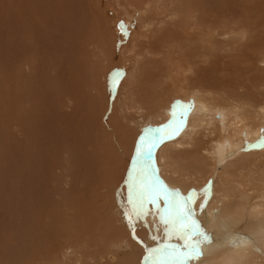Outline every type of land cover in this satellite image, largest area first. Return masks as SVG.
<instances>
[{
	"label": "rangeland",
	"instance_id": "obj_1",
	"mask_svg": "<svg viewBox=\"0 0 264 264\" xmlns=\"http://www.w3.org/2000/svg\"><path fill=\"white\" fill-rule=\"evenodd\" d=\"M23 1L24 0H0V14H1L0 15V183H1L0 184V225L1 226L3 225L2 227L0 226V240H1L0 250L3 249L2 251L3 253L2 252L0 253V255L3 254L2 255L3 257L1 256L0 262L4 263L6 261L7 263H4V264H88L90 262L91 256L94 255L95 253L107 250V252H111L115 254L116 248L120 247L122 244H126L128 248L126 257L117 256V258L115 259L116 262L115 261L113 262L114 264H118L122 262L125 258L129 257L132 253L136 254V247H138V244L136 241L139 238L142 239L145 233L139 232L138 233L139 235L137 234L138 236L134 238L132 234L128 233L127 228H122L123 230L119 228V225L120 227H123L121 226L120 223L118 224V222H116L118 224L117 225L114 221L115 224L110 225L109 224V221L111 219L110 216H107L104 218H98L96 220L97 223L95 222V224L97 225V228L99 226L98 228L99 231L95 232L97 236V243L96 241H92V243L94 244L88 243L89 242L88 236L85 234V231L86 233L89 234L90 229L87 227L83 229H79L78 227L74 226L70 229L71 226L69 225L70 234L63 233L66 231L60 228V230L58 231V240L61 242H64L66 246H71V247L76 246L77 251L75 250L76 253L70 252L71 256L69 255L70 253H65L67 249L64 250L65 252L63 251L67 256L69 255L70 259L66 260L60 254H56V253L50 254V253H45V252L40 253L36 256L34 255L35 257L33 255L26 256L24 255V252L21 251L22 245L25 242H27V240L30 237L29 234L25 230H23V228L26 227L23 225L25 224L26 221H30L29 222L30 227L32 226L30 230L31 231L30 234H32L33 236L31 238L32 239L34 237L37 238L36 234H34V231H32V229L36 227V222H37L35 219H32L34 216V212L35 213L36 211L38 212L37 205L35 202L34 204H32L33 200L32 201H28V200L21 201L20 196H21L22 191H24L25 193L27 192V194L29 195L34 194L35 193L34 188H36V183L38 180L37 178L38 177V164H37L38 163V156H37L38 153L37 152H39L38 151L39 149V134H38L39 124L38 122H39V110H40L39 105H41L40 102L45 103V104L49 103V107L46 105L47 108L50 109L51 113L55 112L54 116L55 117L58 116L59 121H63L62 123H64L66 121L64 120V118L67 117L69 119L68 121L72 124V126L75 128L77 127L78 132L80 130L79 135H83L84 139H86L85 143H83L81 145V148H79V151L81 154L83 153L82 152L83 147L86 148L84 149V152H85L84 154L86 155L90 152V150L91 151L96 150V152L94 153L96 155L94 156H97V157H94V156L93 157L94 158L99 157L100 160L97 159L98 160L97 161L95 159L93 160V163L90 161L91 165H89L88 169L89 171L90 170L91 171L90 172L88 171V174L91 175V177L89 176L90 179L87 178V182H89V180L94 179L95 172H96L94 170L100 169L102 166L100 167L99 165L104 163V160H102L103 158L101 155L102 145H106L109 147L110 145L116 144L121 134L120 131L121 130L123 131L124 129V126L122 125L121 127V124L129 125V127H131L130 132L132 134L133 133L141 134L142 132H140L141 130L140 124L145 125L147 122L149 123L152 122L151 124H154L156 128L157 126L163 127L170 120L169 116L170 118L171 116H174V117L176 116L177 114L176 112L172 113V111H174L175 108L188 109L190 105L194 102L193 99H195V95L194 93H192L194 89H188L187 91L182 90V89L181 91L179 87L175 89L174 85L177 86L178 83H175L173 85V82L174 81L181 82V79H183V76L178 72L175 73L176 71L174 70H169V68L173 65L172 63L175 64L176 62H178V59L183 60L184 55H183V52L180 53V51L178 50L175 51L173 47H170L173 50L169 49L168 46H174V44H170V43H177L178 45L180 43L181 45L183 44V48H185L183 36L186 34L185 32H183L184 29H182L186 25L184 22L182 23V20L180 18L182 16L177 15V17L175 18L171 17V13L173 12L171 10L172 8H175V10L177 11L178 10L181 11V9L184 8L185 6V10H184L185 16L192 10L193 12H195V14L199 16L198 17L199 21H202L201 13H200L201 11L202 12L210 11V14L215 12V13H219L220 15H225L226 17H228V19H230V21H233L232 23L239 21L235 24H232L233 26L238 25V26L245 27L249 25L252 28L251 35H249L248 37L246 36V37L248 38V40H250V42L248 40L246 41L245 39L244 40L246 41V43H243L245 42L244 40L240 41V38L242 37L241 38L242 40L244 36L237 34V31L235 32L231 31L230 36H229L230 38L228 40H225V42H224L223 37H217L218 40L222 38V41H223V42L217 41V43L220 44V47H219V44H218V47L221 48V49H218V51L216 52L217 53L216 58L218 59L217 61L216 59L214 60L210 59V62L213 61L211 63L213 65H211V67H209L206 71L207 73L213 74L215 81H216V78L219 76L217 79H220V81L218 80L216 82H223L224 83L223 86L228 85V84L229 85L231 84L233 86L234 84V85H237V87H239L237 80H238V76L241 75V78L243 79L246 85L251 84L249 86H252L253 88L257 87V89L258 90L260 89V91L261 89L262 91L264 90V85H259L260 81L264 78L263 76L264 75V65L260 63V60L264 58L262 57L264 55V49L262 50L264 46V41H263L264 39V0H166L167 4L164 8V13L167 14V16L164 17L165 14L163 15L164 20L162 23L161 21L160 23L157 21V17H158L157 13L160 12L159 9H161L162 6L165 5L164 0H153V1L152 0H146V1H143V0H99V1L98 0H90V1L74 0V3L72 2L73 3L72 5H71L72 0H65V1L62 0L65 4L68 3L67 5H63V6L58 5L61 3V1L59 2V0H50V8H53L52 12L51 10L49 11L50 15H48V12H44V10L41 11L40 14H36L37 15L36 19L32 18L34 19L33 24L31 21V17H33L35 14L31 15L32 12H30L29 14L28 11L30 9H28V11L25 10L28 8L29 0L28 2L27 0H25L24 3H25V6L26 5L27 6L25 7L23 3L21 4L22 5V8H21V6L19 5ZM74 4L77 6H74ZM58 7H63V9L60 8V10H58L59 9ZM69 7H70V10H68ZM55 8L57 9L58 12L56 11ZM22 9H23V12H22ZM26 11L28 13L27 16L30 15L29 16L30 21L27 19V22L29 24L27 29H33V32L30 31L32 34H26L27 31L24 29V27L22 28L20 25V20L24 17L22 15H24ZM46 15L48 18L46 17ZM44 16L47 20L43 18ZM70 19H72V21H70ZM172 19L176 23H174ZM168 20H171V21L169 22ZM36 21L38 22L36 23ZM127 21L129 22L131 21L130 22V25L132 26L131 29L130 27H128L129 29L126 27L127 24H129ZM40 22L41 23L44 22V23L40 24ZM45 22H49L50 24L45 23ZM121 22H123V25L126 23L125 24L126 26L124 25L125 27L123 30L120 27ZM35 23H36V26H34ZM163 23L170 24V25H165L167 28H164L165 26ZM39 24L42 27L38 28ZM151 24H153V26ZM175 24H177L178 26ZM230 25L228 24V28L232 27V26L230 27ZM144 26H149L151 30H149L150 28H148L147 29L148 32L144 31L143 29ZM168 26L170 27V29L168 28ZM176 26H177L178 32H176V29H175ZM118 28L121 29L122 31L120 32ZM159 28H161L162 30ZM163 28L165 29V32ZM38 29H39V32L37 31ZM179 29L180 30L182 29V30L180 31ZM170 30H172L173 34L175 35V38H173L174 35L173 37L170 36L172 38L168 37V35L172 34ZM43 31L45 32L43 33ZM192 31L196 32L197 34L201 32V30L199 29H194ZM155 33L156 34L159 33L158 35L160 37L156 36ZM22 34H24L27 37L26 38L23 35L26 38L25 39L26 42H24ZM252 34L253 35L255 34V35L253 36ZM238 35L240 38L238 37ZM28 36L34 37L32 38V44L29 43L31 40H29ZM232 36L234 37L232 38L234 42H235V39H237L238 37L239 39H237L236 41L238 42L240 41L241 44L240 42L234 43L232 41L234 44L231 42V49H230V42L228 41L229 40L231 41ZM148 37H150V39H148ZM116 38L117 39L119 38L120 40L117 41ZM169 38L171 40H169ZM136 39L138 40L137 42H135ZM160 40L163 41L164 44L161 43ZM196 40H197V43L195 45L200 47L202 45V40L200 36H198ZM27 42H28L27 46L31 45L30 46L31 49H28V48L26 49ZM156 42L157 44H160V45H157ZM248 42L249 44H247ZM252 43L256 45H253ZM134 44L135 46L133 48ZM162 44L163 46H161ZM222 44H226V46ZM154 45L155 46L157 45V48ZM234 45H236L239 48H235ZM150 46H154L153 48L156 49L154 51L155 52L154 54H151V53L148 54V52L146 51L147 50L146 48H150ZM164 46L167 47L166 50ZM221 46L222 47L224 46V47L222 48ZM22 47L24 48V50ZM225 49L226 50L229 49V51L227 50L228 53L227 51H225ZM222 56L224 60L222 59ZM27 57H29V59H26ZM247 58L249 61L247 60ZM31 59L32 61H30ZM36 59H37L38 65L34 64L36 63L35 61ZM256 60H258V62ZM224 63H226V65ZM202 64L205 67L207 66V63L205 62H202ZM246 64L250 66V68L245 70V68H247ZM251 65L254 68V70L253 68H251ZM260 67H263V68H260ZM248 71L250 73H248ZM202 72L204 71L202 70ZM117 73L119 74V79L115 80L114 82V77H116ZM215 74L216 76L217 75L218 76L216 77ZM259 75H260V78H259ZM228 77H230L231 79H229ZM232 78L234 79L232 80ZM225 79L227 83L225 82ZM192 80L195 81L194 78ZM255 80L257 81L258 84L256 83ZM64 85H65V88H64ZM252 87H249V90H251ZM190 90L191 92H189ZM242 91H243L242 88L241 89L238 88L236 92H242ZM175 93L181 96H178ZM185 93H188V94H185ZM69 94L72 96V98ZM183 94L187 98L182 97ZM189 94L190 96H188ZM133 95H136L139 101H142L140 103L141 104L140 106L144 107L145 109V110L143 109L144 111L140 110L139 112H137L135 109H129V110H127L126 108L123 109V106L126 103L125 101H128L129 100L128 98L132 97ZM149 96L150 98H148ZM154 96L156 97V100ZM125 97L127 100L125 99ZM146 99L150 100V103H144L143 100H145V102L148 101ZM225 99H219V100L213 99L214 101L211 100L210 102L215 103L214 106L217 108L216 118L219 120H222L223 118L222 121L223 122L225 121V123L227 122V125H226L228 127L227 130L226 128L222 130L223 126L221 127L219 126V124L217 125L218 134L221 133L229 140L235 135L236 131L238 132V130H236L237 129L236 125L233 127V125L230 124L231 123L230 121L233 120L231 118L233 114L235 113L239 114L238 112L241 109L237 110V109H230L229 106L225 107L224 105L228 103L227 101L228 99L226 97ZM153 100L158 101V102H154ZM202 100L206 104H208V102H206L205 99H202ZM100 105H102L103 107ZM177 105L178 107L179 106L181 107L178 108ZM151 107L152 109H150ZM157 107L160 108L159 111H157L158 110ZM241 111H240V114L242 115L243 111L242 112ZM137 113H140V116L142 115V117H140L139 114ZM229 113L232 115H230ZM143 114L145 116H143ZM248 116L249 114L245 113V118ZM242 117L244 116L242 115ZM117 118L120 121L123 120L124 123L119 122ZM142 118L144 122H142L141 120ZM59 121L57 122L56 126L60 125L61 122L59 123ZM234 121H236V119ZM136 122H138L139 124H136ZM246 122H250V119L246 120ZM261 123L263 122H258L257 123L258 125L251 129L259 130L261 127H264V124L260 125ZM56 126L53 125V121L51 120L50 129L54 130ZM115 127L118 128L119 131ZM125 129L127 128L125 127ZM242 130L244 131V133L246 132L245 135L249 134L250 136L248 138L249 143H253V141L257 140L256 136L253 134H250V130H248L246 127H244ZM86 135L88 136L85 137ZM109 142H111L112 144ZM98 144L99 146H97ZM263 148H264L263 144H255V149L264 151ZM90 154L92 153L90 152L88 155L90 156ZM97 154H100V155H97ZM106 154H110V155L113 154L112 155L113 165L116 167L118 166L119 168L120 164L116 160L117 150L114 149L113 153H106ZM91 157L92 156H90V158ZM134 157L137 159V152L134 154ZM94 161L99 162V164ZM100 161L102 163H100ZM209 162L212 164L210 165L211 168L212 167L214 168V161L209 160ZM92 165L93 166L95 165L96 168H93ZM211 168H209L210 170L209 173H212L213 171V168L212 169ZM50 173H52L51 168H50ZM168 174H171V173L169 172ZM106 175L108 176V174ZM81 176L84 177V175L80 174V177ZM83 177L81 178L82 180H83ZM200 178L201 179H199V177H195L194 180L191 179L189 181V187H188L189 191L192 190L191 192H194L196 194V193L201 192L205 187H207L209 183L214 182V184H216V181L213 180L214 179L213 176L212 177L208 176L206 178L200 177ZM93 181L96 182L95 180ZM98 183L100 184V185L99 184L97 185L98 194L99 196H101L100 199L103 198L102 200L104 201V200H107L108 197L112 198L114 194L113 190H111L112 191L111 192L110 188L105 183H104V187L102 188L103 185L101 184V180ZM77 184H79L78 185L79 188H77L78 186H76L77 189H74V188L72 189V196H70L69 194V197H71V199H75L76 201H77L78 189L84 188L82 185L83 183L80 184L79 182ZM26 186L28 190L26 189ZM94 186L95 185H93L92 188L91 187L90 188L93 190L94 197L97 200L98 198L97 189H93ZM90 188L88 186V189ZM90 191L91 190H88L89 196H90ZM107 192L109 193V195L110 194L111 195L108 196ZM19 203H25L27 204L28 207L23 206L25 208V209L23 208L24 211L23 210L20 211L18 209V206L20 205ZM92 207H95V203L92 205ZM35 208L37 209L35 210ZM14 209H16L15 212H14ZM18 211L23 218L19 215V213H17ZM94 212H97V211L94 210ZM9 213L10 214L12 213V214L10 215ZM22 214H24V216ZM43 219L45 220L44 222H46L47 219H45L44 217ZM70 220H74V219H70ZM9 222L13 224L12 226L15 229H18L19 227L22 226L21 228H19V230L20 229L21 231L23 230V232H21L20 234L22 235V237H19L20 235H18L17 236L18 238H17L14 235L15 233L12 234V232H10L9 229H11L12 226ZM5 223L7 224V226ZM141 228L142 227H139L138 229H141ZM112 229H115V230L112 231ZM126 229H127V232H125ZM14 231L16 232L17 230H14ZM48 232L50 234V231ZM79 232H81L82 234L79 235ZM109 233L110 234L112 233V235H110ZM38 234H37L38 237H43L42 233H38ZM49 234L47 235L44 234L45 235L44 237L50 236ZM13 235L15 236L14 238H13ZM107 238L109 239L107 240ZM19 239L23 240V241L20 240L22 243L18 241ZM48 239H50V237ZM2 242L4 245L3 248H1ZM19 245L21 248H18ZM16 250H18L19 252L15 253ZM78 253H80L81 255ZM48 254L49 256H47ZM76 255H80L79 257H81L82 260L79 261V259L76 258ZM31 256H32V259H29L31 258ZM105 264H107V262H105Z\"/></svg>",
	"mask_w": 264,
	"mask_h": 264
},
{
	"label": "bare ground",
	"instance_id": "obj_2",
	"mask_svg": "<svg viewBox=\"0 0 264 264\" xmlns=\"http://www.w3.org/2000/svg\"><path fill=\"white\" fill-rule=\"evenodd\" d=\"M60 1H61V3L58 4L59 6L60 5L63 6V5L68 4V3L65 4L62 0H59V2ZM88 1H90V0H88ZM143 1H146V0H143ZM24 2H25V0L22 3L19 2L20 5L19 4L18 5L21 6V8H22L21 4H23ZM27 2H28V0H27ZM59 2H57V3H59ZM72 2L74 3V0L71 1V5L73 4ZM164 2H165L164 3L165 5H163L164 7L162 6V8L159 9L160 12L157 13L158 15L156 14L158 16L157 21L159 23H160V21L162 23L164 20L163 19V15L165 14L164 8L167 4L166 0H164ZM129 3H131V2H129ZM130 5H132V4H130ZM24 6H25V3H24ZM74 6H77V5L74 4ZM58 8H59L58 10H60V8L63 9V7H58ZM28 9H30L31 11L30 10L28 11ZM52 9L53 8H50V0H29L28 8L25 10H27L29 12V14H30V12H32L31 15L35 14L33 17H31V21L33 24V20L36 19V16H37L36 14H40L41 11L44 10V12H48V15H50L49 11L51 10V12H52ZM68 10H70V7ZM171 10L173 11L171 13L172 18L177 17V15L182 16V17H180L182 20V23L184 22L186 24L182 29H184L183 32H185L186 34L183 36L185 48H183V44L181 45L179 43V45H178L177 43H170L169 42L170 44H174V46H168L169 49H172L170 47H173V49L175 51L178 50V51H180V53L183 52L184 56H183V60H179L177 58L178 62H176L175 64L172 63L173 65L170 68L169 67L168 68H169V70H174V71H176L175 73L178 72L183 76V79H181V82H179V81L173 82V85L175 83H178L177 86L174 85L175 89L177 87H179L180 90L182 89V90H186V91L188 89H194L193 90L194 92L192 91V93H194V95H195V99H193L194 102L190 105V107L188 109H177V108H175L174 111H172V113L176 112L177 113L176 116L175 117L171 116V118L169 116L170 120L163 127L157 126V128H156L154 124H151L152 122L151 123L147 122L145 125L140 124V128H141L140 132H142L141 134L140 133H136V134L133 133L132 134L130 132L131 127H129V125L121 124V127L123 125L124 129H123V131L120 129L121 134L119 132L120 136H119L116 144L110 145L109 147L106 145H102L101 155L103 158L102 160H104V163L99 165L100 167L102 166L100 169L94 170V171H96L94 179L89 180V182H87V178L90 179V177H91V175L88 174L89 165H91V162L93 163V160L99 159V157L94 158V157H97V156H94V155H96V154H94L96 152V150H92V151L90 150V152L93 154V155L90 154V156H92V157L94 156L93 157L94 159L91 157L92 160H91L90 156L88 155L90 152L87 155L84 154L85 153L84 149H86L85 147H83V150H82L83 153L81 154L79 151V148H81V145L83 143H85L86 139H84L83 135H79L80 130L78 132V128L73 127L72 124L68 121L69 119L67 117L64 118V120H66L64 123H62L63 121H59L58 116L57 117L54 116L55 112L51 113L50 109L47 108V106L49 107V103L45 104V103L40 102L41 105H39L40 110H39V122H38V124H39V130H38V132H39L38 133L39 134V149H38V151L39 152H37L38 153V155H37L38 156V163H37L38 164V177H37L38 180L36 183V188H34L35 189L34 194L30 193L31 195H29V194H27V192L25 193L24 191H22L21 196H20L21 201H23V200L32 201L33 200L32 204H34V202H35L37 205L38 209L35 208V210L37 209L38 212L37 211H36V213L34 212V216L32 218V219H35L37 221V222L35 221L36 227L32 229V231H34V234H36L37 238H35V237L33 239L31 238L33 236L32 234H30L31 233L30 230H31L32 226L30 227V223H29L30 221H26L25 224H23L24 226H26L25 228H23V230H25L29 234L30 237L28 239L29 241L27 240V242H25L22 245L21 251L24 252V255H26V256H30V255L34 256L35 255L36 256L40 253L45 252V253H50V254H52V253L60 254L66 260L70 259V257H69V255L71 256L70 252L76 253V251H77L76 246H74V247L66 246V244L64 242H61L58 240V231L60 230V228H62L64 231H66L63 233L70 234V229L74 226L78 227L79 229H83V228L87 227L90 229L89 234L86 233V231H85V234L88 236V241H89L88 243L94 244V243H92V241H96V243H97V236H96L95 232L99 231L98 230L99 226L97 228V225L95 224L96 220L98 218H104V217L110 216V218H111L109 221L110 225H114L116 222H118V224L120 223L121 226H123V227H120V225H119V228H121V229L127 228L128 233L132 234L134 238L139 235L138 234L139 232L145 233L143 235L142 239L139 238L136 241L138 244V247L135 246L136 247V254L132 253L129 257L125 258L122 262H120L118 264H153V261L156 258L152 255V249H155V248H161L162 249V248H165L166 246L170 247V248L180 249V248H183L185 244H191V245L196 247L197 255L193 256V258L189 261V264H264V151L255 149V144H263V146H264V127H261L259 130L251 129V128L257 126L258 122H263L260 125L264 124V90L262 91V89H261V91H260V89L258 90L257 87L253 88L252 86H249L251 84L246 85L244 83L243 79L241 78V75L238 76V80H237L239 87H237V85H234V84H233V86L231 84L223 86V84H224L223 82H216L218 80L220 81V79H217L219 77L218 75H217L218 76L217 77L215 74V76L217 77L216 81H215L213 74L207 73V71H206L209 67H211V65H213V64H211L213 61L210 62V59H213V60L216 59V61L218 59V58H216V54H217L216 52L218 51V49H221V48H219L220 44L217 43V41L218 42H223V41H222V38L220 40H218L217 37H223L224 42H225V40H228L230 38L229 36H230L231 31L232 32L237 31V34L244 36L243 39L241 40L242 37L240 38L238 35V37L240 38V41H243L244 39L247 41L248 40L247 37L249 35H251L252 28L249 25H247L245 27L238 26V25L233 26L232 24H235L239 21L232 23L233 21H230V19H228V17H226L225 15H220L219 13H215V12L210 14V11L209 12H206V11L202 12L201 11L200 13H201L202 21H199L198 20L199 16L197 14H195V12H193L192 10L191 11L193 13L190 11L185 16V13H184L185 6H184V8L181 9V11L180 10L177 11V10H175V8H172ZM27 11L24 15H22L20 13L22 16H24L20 20V25L22 28L24 27V29L27 31L26 34H32L31 32H33V29H27L28 25H29L27 22V19L28 20L30 19V17H29L30 15L27 16L28 15ZM56 11H57V9H56ZM22 12H23V9H22ZM53 12H54V10H53ZM130 13H132V12H130ZM166 16H167V14H165L164 17H166ZM38 17H39V15H38ZM46 17H47V15H46ZM32 18H34V19H32ZM43 18L46 19L45 16ZM70 21H72V19H70ZM168 21L170 22L171 20H168ZM168 21H167V23H168ZM37 22L38 21H36V23ZM41 22H40V24L44 23V22L43 23H41ZM127 22L129 24H127V26H126L125 25L126 23H125L124 25L127 28L130 27V29H131V27H132L130 25L131 21L130 22L127 21ZM173 22L176 23L174 20H173ZM36 23L34 26H36ZM45 23H49V22H45ZM180 23H181V21H180ZM153 24H151V25L153 26ZM228 24L229 25L231 24L230 27L231 26L232 27L228 28ZM39 25H38V28L42 27L41 25L40 26ZM165 25H170V24H164V26ZM175 25H177V24H175ZM34 26H33V28H34ZM177 26L175 28L176 32H178ZM43 27H45V26H43ZM144 27H143L144 31L148 32L147 29L150 27L149 26H144ZM164 28H167V27L165 26ZM164 28H163V30L165 32ZM168 28L170 29L169 26H168ZM179 28H180V26H179ZM186 28H187V30H186ZM159 29H161V28H159ZM194 29H199V30H201V32L197 34L196 32L192 31ZM149 30H151V28ZM37 31L39 32V29ZM119 31L121 32L122 30L119 29ZM170 31L172 32V30H170ZM44 32L45 31H43V33ZM149 32H151V31H149ZM158 34H156V36H159ZM23 35L24 34H22V36ZM173 35L174 34L172 32V34L168 35V37H170V36L173 37ZM24 36H23V40H24V42H26L25 39L27 37L25 36L26 37L25 38ZM198 36H200V38L202 40V45L200 47L195 45L197 43L196 39ZM172 37H170V38H172ZM238 37H237V39H239ZM256 37H257V35H256ZM28 38H29V40H31L30 42L29 41L28 42L32 44V38H34V37L28 36ZM170 38H169V40H171ZM173 38H175V35ZM232 38H234V37L232 36L231 41L230 40L228 41V42H230V49H231V42L233 41ZM148 39H150V37H148ZM157 39H159V38H157ZM237 39H235V42L234 41L233 42L234 43L238 42V41H236ZM36 40H37V38H36ZM116 40L118 41L120 39L116 38ZM259 40H260V38H259ZM137 41L138 40L136 39L135 42H137ZM246 41L243 43H246ZM248 41L250 42V40H248ZM263 41H264V39H263ZM28 42L26 43V49L27 48L31 49V47H30L31 45L27 46ZM141 42H143V41H141ZM166 42H167V40H166ZM249 42L247 44H249ZM152 43H153V41H152ZM161 43H163V41H161ZM169 43H168V45H169ZM156 44H157V42H156ZM163 44L161 46H163ZM218 44H219V47H218ZM240 44H241V42H240ZM252 44L256 45L254 43H252ZM157 45H160V44H157ZM157 45L156 46L154 45V46L157 48ZM222 45L226 46V44H222ZM236 45H234L235 48H239V47H237L238 45L237 46ZM134 46H135V44L133 45V48H134ZM154 46H150V48H146L147 49L146 51L148 52V54H150V53L154 54L155 53L154 51L156 49L153 48ZM245 46H246V44H245ZM137 47H136V49H137ZM164 47L166 50L167 47L166 46H164ZM247 47H248V45H247ZM263 49H264V46H263L262 50ZM23 50H24V48H23ZM157 50H159V49H157ZM172 50H170V51H172ZM227 50L229 51V49H227ZM227 50L225 49V51H227ZM228 51H227V53H228ZM48 52H49V50H48ZM231 52H233V51H231ZM260 56H261V54H260ZM262 57H264V55ZM26 59H29V57H27ZM222 59L224 60L223 56H222ZM247 60H248V58H247ZM251 60H253V59H251ZM30 61H32V59ZM35 61H36V63H34V64L38 65L37 59ZM225 61H227V60H225ZM256 61L258 62V60H256ZM202 62L207 63V66L206 67L203 66ZM255 62H254V64H255ZM260 63L262 65H264V58H262L260 60ZM224 64L226 65V63H224ZM246 67L247 68H245V70L250 68V66H248L247 64H246ZM230 68H232V67H230ZM251 68H253L252 65H251ZM260 68H263V67H260ZM257 69H259V68H257ZM35 70H36V68H35ZM202 70L204 72H202ZM253 70H254V68H253ZM225 71H227V70H225ZM249 71H251V70H249ZM249 71H248V73H250ZM237 74H239V73H237ZM256 75H254V76H256ZM230 77H228V78L231 79ZM180 78H182V77H180ZM193 78L195 79V81L192 80ZM250 78H252V77H250ZM259 78H260V75H259ZM233 79L234 78H232V80ZM223 81H224V79H223ZM255 81H253V82H255ZM225 82H226V79H225ZM247 82H248V80H247ZM256 83H257V81H256ZM259 85H264V78L260 81ZM255 86H256V84H255ZM249 87H252L251 90H249ZM64 88H65V85H64ZM238 88H240V89L242 88L243 91L242 92H236L238 90ZM60 89H61V87H60ZM71 90H73V89H71ZM189 92H191V90ZM185 94H188V93H185ZM176 95H178V94H176ZM183 95H182V97L187 98L185 95L184 96ZM178 96H181V95H178ZM188 96H190V94ZM225 97L228 99L227 100L228 103L224 106L225 107L229 106L230 109H237V110L241 109L243 111L242 115L244 116V117H242V115L240 114L241 110H239V112H238L239 114H236V113L233 114V116L231 118L233 120L230 121L231 122L230 124H232L233 127L236 125V127H237L236 130H238V132L236 131L235 135L229 140L224 135H222L221 133L218 134V126L217 125L219 124V126H221V127L223 126L222 130H224L225 128L227 130V128H228L226 126L227 122L226 123H225V121L223 122L222 121L223 118H222V120H219L216 118V109L217 108L214 106L215 103L210 102L213 99L219 100V99H225ZM71 98H72V96H71ZM143 98H144V96H143ZM148 98H150V96ZM125 99H126V97H125ZM128 99H129L128 101H125L126 103L123 106V109H125V108L127 110L135 109L137 112L144 109L143 106L142 107L140 106L141 105L140 103L142 101H139V99L137 98L136 95H133L132 97H129ZM202 99H205L206 102H208V104H206ZM146 100H148V99H146ZM155 100H156V97H155ZM155 100H153V101L158 102ZM175 100H176V98H175ZM148 101L145 102V100H143L144 103H150V100H148ZM172 103H173V101H172ZM156 104H158V103H156ZM153 105H152V107H153ZM172 105H174V104H172ZM100 106H102V105H100ZM152 107L150 109H152ZM177 107H178V105H177ZM180 107L181 106H179L178 108H180ZM104 108H105V106H104ZM155 108H154V110H155ZM157 109L156 110L159 111L160 108L157 107ZM185 110H186V120L182 122L181 114L183 112H185ZM245 113L249 114V116L246 118H245ZM137 114H139V116H140V113H137ZM159 114H160V112H159ZM161 114H162V112H161ZM230 115H232V114H230ZM143 116H145V115L143 114ZM140 117H142V115ZM143 118L141 119L142 122H144ZM235 119H236V121H234ZM249 119H250V122H246V120H249ZM51 120L53 121L54 126H56L58 121H59V123L60 122L61 123H60V125L56 126L53 130V129H50ZM117 120L119 122L124 123L123 120L120 121L118 118H117ZM138 122H136V124H139ZM125 127L127 129H125ZM244 127H246L248 130L251 129L250 134L255 135L257 140L253 141V143H249L248 138L250 136H249V134L245 135L246 132L244 133V131L242 130ZM158 128H163L165 132H171L172 129H174V128H178L179 130L172 136L165 135L162 140L157 142L156 146L152 149L151 158L146 159V173L141 171L140 177H137L139 165L136 163V158L134 157V154L136 153V148H137L139 136H141L146 129H158ZM116 129H118V128H116ZM118 131H119V129H118ZM87 136L88 135H86L85 137H87ZM112 137H114V136H112ZM109 143H111V142H109ZM97 146H99V144ZM114 149L117 150L116 160L120 164L119 168H118V166L116 167L113 165V156H112L113 154L112 155L106 154V153H113ZM252 149H254V150H252ZM97 155H100V154H97ZM209 160L214 161V168L212 167L213 168L212 173H209V171H210L209 168H211L210 165H212L209 162ZM97 161H94V162H97ZM97 163L99 164V162H97ZM100 163H102V162L100 161ZM95 165L94 166L92 165L93 168H96ZM50 168H51L52 173H50ZM90 169H91V167H90ZM92 171H93V169H92ZM3 172H4V170H3ZM169 172L171 174H168ZM80 174L84 175V177L86 179L83 176L80 177ZM106 174H108V176H110V177H108ZM208 176L209 177L213 176L214 177L213 180L216 181V184H214V182L209 183L208 186L205 187L201 192L196 193L195 195L192 196V200L194 202V207H193L192 216L189 219V223H192V221L195 222L194 227H193V232H192L194 239L192 241L177 239L175 235H173L169 239L168 233H166L163 223L160 222V220H159V214L156 213V209L152 208L151 205H149V207L152 208V211L149 212L147 217L146 218L141 217L137 220H134L133 223L135 226L134 227L130 226L129 218L127 216H125V212H128L131 209L129 185L132 184L134 180L139 178V179H143L146 183H155L157 187L167 189L168 194L170 196L176 197L177 193H180L184 199H187V197L193 193V192H191L192 190L189 191V188H188L189 187V181L191 179L194 180L195 177H199V179H201L200 177L206 178ZM82 177H83V180L81 179ZM22 178H24V177H22ZM93 180H95L96 182H94ZM100 180H101V184L103 185L102 188L104 187V183H105L110 188V191L113 190L114 194H113V197L111 196L112 198L108 197V199L104 200V201L102 200L103 198L100 199L101 196H99V194H98V186H97L99 184L98 182ZM78 181L80 182V184L83 183L82 185L84 188L78 189L77 201H76L75 199H71V197H69V194H70V196H72V189L73 188L74 189L79 188V186H78L79 184H77V183H79ZM93 185H95L93 189H97V196H98L97 200L95 199L94 194H93V190L91 189ZM50 186H51V188H50ZM66 186H68V187H66ZM76 186H78V187L76 188ZM88 186H89V188L90 187L91 188L88 189ZM22 187H23V185H22ZM26 189L28 190L27 186H26ZM88 190H91L90 196L88 194ZM107 194H108V196L111 195V194L109 195L108 192H107ZM27 195H28V197H27ZM94 203H95V207H92V205ZM19 204L20 205L18 206V209L20 211H22L23 208L25 206H27V204H25V203H19ZM202 204H203V207H201ZM50 206H51V208H50ZM14 208H15V206H14ZM94 210H96L97 212H94ZM162 210H163V208L161 207V211ZM4 211H6V210H4ZM15 211H16V209H14V212ZM17 213H19V211ZM19 215H20V213H19ZM22 215L24 216V214H22ZM42 216L45 219H47L46 222H44L45 220L43 219ZM29 217H27V218H29ZM10 218H12V217H10ZM70 219H74V220H70ZM114 221H115V223H114ZM11 223H12V221H11ZM12 225L13 224H11V226ZM69 225L71 226L70 229H69ZM102 225H103V223H102ZM6 226H7V224H6ZM14 226H15V224H14ZM21 227H19V228H21ZM139 227H142V228L138 229ZM19 228L15 229L12 226V228L9 230H10V232H12V234L15 233L14 235L17 237L18 235L21 234V232H23V230L21 231V229L19 230ZM101 228H103V227H101ZM115 229H112V231ZM127 229L125 232H127ZM197 229H198V233H197ZM14 230H17L19 232H17V231L15 232ZM48 231H50V234ZM118 231H117V233H118ZM1 232H2V230H1ZM38 233H42L43 237H38L39 236ZM37 234H38V236H37ZM42 234H41V236H42ZM44 234L45 235L49 234L50 236L44 237L45 236ZM81 234L82 233L79 232V235H81ZM14 235H13V238L15 237ZM110 235H112V233ZM19 237H22V235H20ZM49 237H50V239H48ZM153 237H155V239ZM17 238H15V239H17ZM39 238H41V239H39ZM197 238L199 239L198 245L195 244V241ZM108 239L109 238H107V240ZM20 240H22V239H19L18 241H20ZM111 240H113V239H111ZM0 242H1V240H0ZM1 245H2L1 248H3L4 247L3 242ZM18 248H21L20 245L18 246ZM97 248H98V246H97ZM10 249H11V247H10ZM66 249H67V251L65 252L64 250H66ZM2 251H3V249L0 250V253ZM63 251L65 253H70V254L67 256ZM127 251H128V248H127L126 244H122L120 247L116 248L115 254H113L111 252H107V250H104L102 252H97L95 254L91 251L94 255H92L91 258L89 257L90 262L88 264H105V262H107V264H114L113 262L115 261L117 256L118 257H126ZM17 252H19V251L16 250L15 253H17ZM200 252H202V255L198 254ZM80 253H78V254H80ZM2 255L3 254L0 255V260H1ZM80 255H76V258L79 259V261L82 260V258L79 257ZM47 256H49V254ZM86 258H87V256H86ZM29 259H32V256ZM4 263H7V262L5 261ZM4 263L0 262V264H4Z\"/></svg>",
	"mask_w": 264,
	"mask_h": 264
},
{
	"label": "snow or ice",
	"instance_id": "obj_3",
	"mask_svg": "<svg viewBox=\"0 0 264 264\" xmlns=\"http://www.w3.org/2000/svg\"><path fill=\"white\" fill-rule=\"evenodd\" d=\"M121 29H124L123 22L120 24ZM119 79V74L114 77L115 80ZM182 122L186 120V110L181 114ZM179 129L174 128L171 132H165L163 128L146 129L139 137L136 152V163L139 165L137 177H140L141 171L146 173V159L151 158L152 149L156 146L157 142L162 140L165 135L172 136ZM131 209L125 212V216L129 218V224L134 227V220L141 217L146 218L152 208L156 209L159 214V220L163 223L168 238L173 235L177 239L192 241L194 221L189 223L192 216L194 202L191 195L184 199L180 193L176 197L170 196L167 189L157 187L155 183H146L143 179H136L129 185ZM152 206V208L149 207ZM161 207L163 210L161 211ZM203 207V204L201 205ZM198 233V229H197ZM155 239V237H153ZM195 244H199L197 238ZM202 255V252L198 253ZM152 255L156 258L153 264H189L193 256L197 255L196 247L191 244H185L183 248H155L152 249Z\"/></svg>",
	"mask_w": 264,
	"mask_h": 264
}]
</instances>
